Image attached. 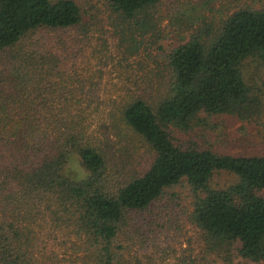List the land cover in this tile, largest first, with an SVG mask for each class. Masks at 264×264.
I'll list each match as a JSON object with an SVG mask.
<instances>
[{
	"label": "trees",
	"instance_id": "16d2710c",
	"mask_svg": "<svg viewBox=\"0 0 264 264\" xmlns=\"http://www.w3.org/2000/svg\"><path fill=\"white\" fill-rule=\"evenodd\" d=\"M167 3L172 27L189 0H103L123 56L151 47L145 56L165 72L151 99L125 94L113 102L115 116L151 151L131 172L108 169L87 135L57 49L22 44L37 31L82 26L79 3L0 0V139L13 157L0 174V264H40L32 237L39 219L73 234L79 243L71 246L88 253L89 264H121L128 231L161 226L175 207L197 232L204 264H264V153L186 146L173 134L223 113L241 120L264 113V2L238 0L176 44L162 43L158 10ZM73 155L80 175L65 172ZM221 171L231 183L213 181Z\"/></svg>",
	"mask_w": 264,
	"mask_h": 264
},
{
	"label": "rangeland",
	"instance_id": "374dc122",
	"mask_svg": "<svg viewBox=\"0 0 264 264\" xmlns=\"http://www.w3.org/2000/svg\"><path fill=\"white\" fill-rule=\"evenodd\" d=\"M76 1L80 7L82 26L37 31L29 38H23L22 44L30 45L35 40L41 52L45 42L57 49L69 77L68 86L76 87L77 94H80L86 133L101 147L108 169L137 171L149 161L151 151L139 136L123 124L119 114L115 116L112 109L116 104L113 102H119L125 94H141L151 99L158 94L165 72L159 70L161 66H157L152 58L145 56L149 50L153 53L151 47L139 49L135 55L123 56L119 38L116 46L117 36H114L106 18L103 0ZM235 2L238 0H189L190 4L186 3L178 13H183L179 16V23L177 21L172 27L165 26L168 3L161 5L158 10L162 16L160 28H164L167 34L162 38V43L176 44L184 40L198 20L199 24L202 21L214 22L219 13ZM5 58L0 56V69ZM212 119V124L208 126L195 125L188 131L174 129L175 142L230 153H264V113L254 120H241L226 113ZM4 142L0 139V145ZM11 160L12 155L1 145L0 174L1 168ZM82 171L75 156H71L66 162L65 172L80 175ZM232 179L233 176L224 171L213 175V181L221 185L231 183ZM2 206L1 202L0 209ZM177 211L178 207L168 209L163 213L167 222L161 226L152 225L146 228L145 233H141L142 229H130L128 240L125 239L121 248V264H185L183 257L192 259V264H202L198 234L185 216ZM36 222L41 226H32V237L37 244L33 253L40 264L90 263L88 253L71 246V241H76L77 245L79 243L73 234L54 229L40 219ZM188 247L192 249L188 250ZM237 261H240V257L233 256L232 262Z\"/></svg>",
	"mask_w": 264,
	"mask_h": 264
}]
</instances>
